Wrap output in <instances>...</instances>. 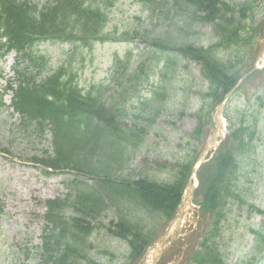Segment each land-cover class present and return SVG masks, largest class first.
Instances as JSON below:
<instances>
[{"label": "trees", "instance_id": "16d2710c", "mask_svg": "<svg viewBox=\"0 0 264 264\" xmlns=\"http://www.w3.org/2000/svg\"><path fill=\"white\" fill-rule=\"evenodd\" d=\"M118 1L49 0L35 3L31 0H0V51L18 52L22 64L43 75L48 69V62L35 51V47L45 42L71 44L76 50L113 42L132 44L133 41L130 42L127 37L119 39L115 33L106 32L108 11ZM148 1L154 4L149 6V12L155 15L162 11L166 21L170 18L172 36L169 39L161 34L159 40L148 37L147 42L152 48L147 54V63L138 64L129 74L128 70L133 68L132 51L124 59L117 58L113 67V82L117 88L110 98L105 96L109 92L107 85L92 86L87 91L80 89L69 69V60L73 55L67 56L66 63L52 70L46 78L32 75L28 68L16 70L17 89L14 90L12 107L20 114L22 126L32 128L36 124L34 133L44 136L50 131L52 134L53 156L34 159L33 162L44 169L46 176L69 170L92 181V185L73 181L65 197L47 202L44 216L47 225L43 231L42 247L38 250L40 264H81L84 261L97 264L90 259L93 245L89 241L98 228L104 227L102 223H94L103 218L110 208L122 215L119 222L107 230L111 236L129 242L131 264H137L155 240L154 236L150 238L142 232L143 229L131 217L130 209H145L162 217L166 224L174 218L183 200L195 158V161L182 165L181 177L173 185L148 178L131 181L123 176L116 178L113 174L127 169L131 138L135 136L140 141V134L145 132L141 129L134 134L133 130H126L124 121L128 119V102L135 100L143 104L145 111L142 110V115H147L148 123H152L166 104L167 96H170L169 87L162 84L152 91L150 100H143L141 91L149 85L148 72L153 70V66L156 69L165 61L160 72V78H164L163 73L167 68L171 69L169 63L175 66L171 58L201 64L203 79L210 84L206 95V99L211 101L210 110L222 102L240 81L242 73L251 70L247 63L252 55L248 50L256 45L259 34L250 30L251 20L246 17L254 11L253 0L241 4L238 19L237 13L225 0ZM177 19L181 25L173 22ZM242 20L247 21L246 25H242ZM206 25L214 27L218 39L216 45L204 48L192 43L191 39L196 34L194 29ZM179 34L181 42H177ZM230 49L236 50L238 56L227 63L220 58V54ZM150 104L152 107L147 108ZM228 121L232 123L231 119ZM245 125H248L245 121L240 126L231 125L227 141L198 173L200 184L195 192V204L200 207L203 233L199 245L184 260V264H228L229 252L219 245L227 209L236 203L254 208L251 204L254 192L237 184L241 172L239 159L252 154L251 144L256 136L255 129ZM206 127L199 117L193 134L199 144L203 141ZM83 138L87 142L82 143ZM199 150H196L195 157ZM116 155L120 157L118 160H114ZM69 208L74 213L67 216ZM257 212L264 217L263 212ZM251 235L254 237V249L250 260L242 264L264 261V223L257 231L252 229Z\"/></svg>", "mask_w": 264, "mask_h": 264}, {"label": "rangeland", "instance_id": "374dc122", "mask_svg": "<svg viewBox=\"0 0 264 264\" xmlns=\"http://www.w3.org/2000/svg\"><path fill=\"white\" fill-rule=\"evenodd\" d=\"M31 1L46 3L49 0ZM225 1L230 9L237 13L236 19H238L241 4L248 0ZM253 1L251 5L254 11L246 17L251 20L250 30L259 32L258 39L264 25V0ZM151 5L154 4L149 3L148 0H119L108 11L106 32L115 33L119 39L127 37L130 42L133 41L132 44L113 42L95 44L90 49L76 50L71 44L45 42L37 45L35 51L46 58L48 62L46 73L38 74L27 64H22L21 69L28 68L32 75L46 78L52 70L66 63L67 56L73 55V58L69 60L71 63L69 69L75 76L74 82L79 84L80 89L87 91L92 86L107 85L109 92L105 93V96L110 98L117 88L116 83L113 82L115 79L113 67L116 59H124L125 55L132 51L133 68L128 70L127 74H129L138 64L147 63V54L152 48L147 42L148 37L159 40L161 34L168 36L169 39L172 36L173 28L170 18L166 21L162 11L153 15L148 11ZM242 21V25H246L247 21ZM173 22L181 25L178 19ZM193 31L196 34L193 35L191 42L195 45L204 48L216 45L218 37L213 26L206 25ZM180 36L181 34L177 42L182 41ZM258 50L257 43L251 51L248 50L252 55L247 63L250 66L249 69H252L256 62ZM220 55V58L227 63L236 60L238 56L236 50L231 49L221 52ZM15 58V53L9 57L0 58V99L4 97L6 105V107L0 105V207L2 208L0 264H40L38 250L42 247L41 238L46 226L43 217L47 212V202L65 197L73 181L89 185H92V181L87 176H79L69 170L46 177L33 163L34 159L53 156L52 134L50 131L44 136L34 133L37 129L36 124L32 128H24L19 115L10 109L13 98L9 86L10 80H14L16 76L13 72ZM171 59L175 61V66L172 67L173 65L169 63L171 69L167 68L163 73L164 78H160V72L165 61L156 69L153 66V70L148 72L149 85L141 91L143 100L146 101L153 97L152 91L157 90L160 85L169 87L170 96H167L166 104L157 119L148 123L147 115H142V110L145 111L144 105L138 104L135 100L128 102V119L124 121L126 130H133L134 134L141 129L145 132L140 134V141L135 136L131 138L128 154L130 164L126 170L113 172L116 178L123 176L131 181L148 178L158 183L173 185L181 177L182 165L197 160L196 150H199L200 146L215 133L214 109L210 110L211 101L206 99L210 84L203 79L202 65L177 58ZM263 62L264 57L258 65L262 67ZM244 74L245 72L241 75ZM150 107H152L151 104L147 106V108ZM226 112L227 126L224 133L226 137L231 135V125L234 123L240 126L242 121L247 122L246 128L253 127L256 132L251 144L252 154L244 155L239 159L241 172L237 177V184L240 187L249 188L254 192L251 202L254 208L237 203L231 204L227 209L226 221L222 224L219 241L221 249H227L229 252L228 264H242L250 260L251 251L254 249L251 230L257 231L264 223L263 215L257 212L259 210L264 213V69L246 80L232 95ZM138 117L140 119L136 120ZM199 117L201 122L207 125L205 138L201 144L196 142L193 136L199 124ZM228 119H231L232 123ZM81 141L85 143L87 139L83 138ZM106 143H109L108 140ZM4 150L7 152H3ZM119 158L116 155L114 160ZM127 207L129 208L128 205ZM73 211L69 208L66 215H72ZM130 213L135 223L143 229L142 232L150 238L154 236L155 241L157 236L165 233L167 224L162 217L152 215L145 209L132 208ZM120 215L122 214L119 211L110 208L103 218L94 223V225L102 223L104 226L98 228L89 241L93 245L90 250V259L97 264H131L133 262L129 242L111 236L107 230L108 227L119 222ZM202 221L200 209L196 207L192 212V220L175 238L173 244L167 248L172 241L167 239V245L160 248L163 254L160 255L158 263L184 264V260L195 251L201 241ZM154 256V251H147L141 264H152V262L154 264ZM81 264L91 263L84 261Z\"/></svg>", "mask_w": 264, "mask_h": 264}, {"label": "water", "instance_id": "95a60500", "mask_svg": "<svg viewBox=\"0 0 264 264\" xmlns=\"http://www.w3.org/2000/svg\"><path fill=\"white\" fill-rule=\"evenodd\" d=\"M259 55L257 58V62H259L262 57H264V33L261 35V38L259 39ZM255 66L251 69V71L247 72L246 74H244L242 76V78L240 79V81L238 82V84L232 88V90L224 97V100L221 104L218 105V107L215 109V115H214V122L216 124V133L213 134V136L211 138L208 139V141L206 142L203 151L200 153L199 157H198V163L197 165L192 169V176L191 178L188 180V186H187V190H186V196L185 199L182 203L181 209L177 214V218L170 224L169 229L167 230V233L160 237L156 244L154 245V249L158 250L159 246L163 245L165 240L164 238L167 237L170 233L171 227L174 224H178L181 219L184 217V211L186 210V208H188V206L193 209L194 205L192 204L193 199L195 197V190L197 189V186L194 185L193 182V178L197 179V173H198V169L206 162L207 157L209 156L210 153H212L213 151H216L220 145L221 142H223L224 140V135H223V123H222V117L224 115V111L230 101V98L232 97V95L239 90L240 85L249 77L251 76V74L255 73L256 71L261 70L262 68L259 67L256 64H254ZM221 137V141L217 142L218 139ZM160 258V256L156 257V261L155 263L157 264L158 259Z\"/></svg>", "mask_w": 264, "mask_h": 264}]
</instances>
